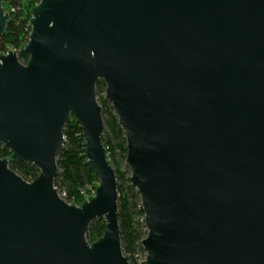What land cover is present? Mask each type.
Here are the masks:
<instances>
[{
    "label": "water",
    "instance_id": "95a60500",
    "mask_svg": "<svg viewBox=\"0 0 264 264\" xmlns=\"http://www.w3.org/2000/svg\"><path fill=\"white\" fill-rule=\"evenodd\" d=\"M30 27L0 54V264H131L101 82L141 198L144 264H264V0H41ZM72 120L99 178L80 206L55 187Z\"/></svg>",
    "mask_w": 264,
    "mask_h": 264
},
{
    "label": "trees",
    "instance_id": "16d2710c",
    "mask_svg": "<svg viewBox=\"0 0 264 264\" xmlns=\"http://www.w3.org/2000/svg\"><path fill=\"white\" fill-rule=\"evenodd\" d=\"M39 0H6L15 7L19 6L7 24L5 35L0 39V54L11 50H20L29 41L31 33L30 21L32 11ZM6 7V6H5ZM26 64L28 57H20ZM97 98L103 108L104 137L103 143L107 150L110 164L114 167L118 180L119 192V223L121 229L122 248L131 264H138L139 253L145 254L142 246L148 231L144 222V211L139 192L131 185V172L126 165L127 140L119 125L113 107L105 100L106 86L103 82L97 85ZM65 147L58 155V174L55 187L60 194H65L67 202L80 206L86 199L94 195L99 185L98 176L92 172L86 158V143L81 125L72 120L64 130ZM11 158V153L0 145V159ZM10 167L26 181H33L39 174L38 170L30 165L11 161ZM106 229L105 220H96L92 223L88 239L94 242L103 237ZM140 264H144L140 263Z\"/></svg>",
    "mask_w": 264,
    "mask_h": 264
},
{
    "label": "built area",
    "instance_id": "2783aa9c",
    "mask_svg": "<svg viewBox=\"0 0 264 264\" xmlns=\"http://www.w3.org/2000/svg\"><path fill=\"white\" fill-rule=\"evenodd\" d=\"M6 0H3V2L5 3ZM20 3H24L26 0H18ZM41 0H39L38 4L40 3ZM4 3H3V7L5 9V14L8 15L10 18L13 14H16V11L19 10V6L18 7H15L14 5L10 4L9 3V6L8 8L4 6ZM37 4V5H38ZM8 53V52H7ZM5 53V54H7ZM60 197L66 201L65 199V194H60ZM67 202V201H66ZM69 203V202H67ZM69 204H72V203H69Z\"/></svg>",
    "mask_w": 264,
    "mask_h": 264
},
{
    "label": "rangeland",
    "instance_id": "374dc122",
    "mask_svg": "<svg viewBox=\"0 0 264 264\" xmlns=\"http://www.w3.org/2000/svg\"><path fill=\"white\" fill-rule=\"evenodd\" d=\"M5 6L8 8V4H5ZM37 6V5H36ZM106 96V94H104V97ZM91 198V196L88 198V196H87V199L86 200H88V199H90ZM85 200V201H86ZM146 256H147V254H146V252H145V254H141V253H139V257H137L136 259H137V261H138V264H140V263H143V262H145V260H146Z\"/></svg>",
    "mask_w": 264,
    "mask_h": 264
}]
</instances>
